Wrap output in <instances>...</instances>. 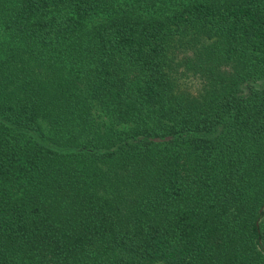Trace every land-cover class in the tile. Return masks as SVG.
Returning <instances> with one entry per match:
<instances>
[{"label": "trees", "instance_id": "1", "mask_svg": "<svg viewBox=\"0 0 264 264\" xmlns=\"http://www.w3.org/2000/svg\"><path fill=\"white\" fill-rule=\"evenodd\" d=\"M0 264H264V0H0Z\"/></svg>", "mask_w": 264, "mask_h": 264}]
</instances>
